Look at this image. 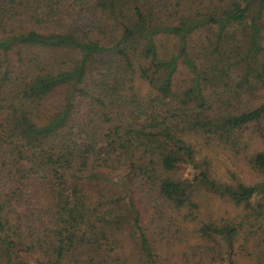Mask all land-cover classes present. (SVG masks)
Here are the masks:
<instances>
[{"label":"trees","instance_id":"obj_1","mask_svg":"<svg viewBox=\"0 0 264 264\" xmlns=\"http://www.w3.org/2000/svg\"><path fill=\"white\" fill-rule=\"evenodd\" d=\"M0 264H264V0H0Z\"/></svg>","mask_w":264,"mask_h":264}]
</instances>
